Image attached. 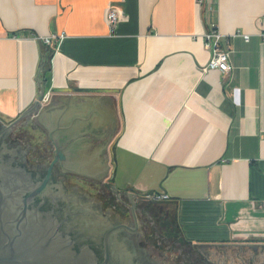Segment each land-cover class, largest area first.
I'll return each mask as SVG.
<instances>
[{
	"label": "crops",
	"instance_id": "obj_1",
	"mask_svg": "<svg viewBox=\"0 0 264 264\" xmlns=\"http://www.w3.org/2000/svg\"><path fill=\"white\" fill-rule=\"evenodd\" d=\"M212 25L224 77L202 72ZM37 78L44 93L100 91L51 92L19 123L32 143L63 144L68 193L146 205L187 253L165 251L170 264H264V0H0V123L32 108Z\"/></svg>",
	"mask_w": 264,
	"mask_h": 264
},
{
	"label": "water",
	"instance_id": "obj_2",
	"mask_svg": "<svg viewBox=\"0 0 264 264\" xmlns=\"http://www.w3.org/2000/svg\"><path fill=\"white\" fill-rule=\"evenodd\" d=\"M29 109L8 125L0 123V264H144L134 248L117 243L119 230L107 214L78 193H68L53 170L65 158L62 143L53 142L52 160L42 177L19 164V147H9L4 134L41 107L44 90ZM52 93L95 92L62 89ZM24 153L26 151L22 150ZM135 219V204L131 205Z\"/></svg>",
	"mask_w": 264,
	"mask_h": 264
},
{
	"label": "flooded vegetation",
	"instance_id": "obj_3",
	"mask_svg": "<svg viewBox=\"0 0 264 264\" xmlns=\"http://www.w3.org/2000/svg\"><path fill=\"white\" fill-rule=\"evenodd\" d=\"M21 125H17L11 132H7V134H4V142L9 147H19L20 148V154L17 157L16 161L25 166L28 170L34 173H38L40 177H42L45 173L46 167L49 163V161L52 160V152H53V146L50 144L48 146L41 147L40 145H37V152L35 156H37L40 160V162L32 163L29 159L30 155V148L29 147H22L21 142L18 139L13 138V136L16 135V133L19 132L21 129ZM20 128V129H19ZM2 125H0V132L2 130ZM30 142V141H29ZM25 150L26 153H24L22 150ZM49 159V160H47ZM53 177L56 180H62L63 182L65 179V173L64 171L60 170V168L55 167L53 170ZM107 191L109 193L110 201L112 200L111 204L106 203L99 199L101 194L103 192ZM95 195L90 194H84L86 196V199L91 202H93L99 211H101L104 214H107L109 218L113 221L115 225H125L128 230H119L118 234L116 235V241L117 243H125L128 247L134 248L138 254L139 258H135L136 261L139 260L140 262L144 264H170L169 256L167 253H164L160 248L156 247V245H153V231L152 227L153 225H149V222H143L141 221L139 217L138 207L137 204H135V219L132 217L131 213V205L132 203L124 206L122 204V201L124 200V197H120L118 194H113V192L108 187H95ZM97 194V195H96ZM99 194V195H98ZM122 200V201H121ZM144 201L148 203H153L149 201L146 196H144ZM142 214L145 218H148L149 220L152 219V212L148 207L145 205L142 208ZM147 234V237H146ZM172 264H176L173 263Z\"/></svg>",
	"mask_w": 264,
	"mask_h": 264
},
{
	"label": "built area",
	"instance_id": "obj_4",
	"mask_svg": "<svg viewBox=\"0 0 264 264\" xmlns=\"http://www.w3.org/2000/svg\"><path fill=\"white\" fill-rule=\"evenodd\" d=\"M200 3H201V0H197V4L199 5ZM107 21L111 29L116 27L117 16L113 11H110L108 13ZM55 38H56L55 36L53 37L49 36V37H46L40 40L41 41L40 43L43 45V47H49L51 45V42ZM60 38H63V37L60 36ZM221 38H223V36L219 33V31L214 25H212L211 29L203 35L204 48L210 53V58L207 62V65L203 67L202 69L203 73L215 70V71H218L222 77H224L231 72L232 66L229 60L230 53L227 50L221 49L220 44H219L221 41ZM243 39L245 41H248L249 37L243 36ZM50 93H51L50 91L44 93L42 97L41 105L48 102L50 98ZM32 153H34V150ZM146 198L151 202H163V201L168 200V196L165 194L147 195ZM263 209H264V203H263Z\"/></svg>",
	"mask_w": 264,
	"mask_h": 264
},
{
	"label": "rangeland",
	"instance_id": "obj_5",
	"mask_svg": "<svg viewBox=\"0 0 264 264\" xmlns=\"http://www.w3.org/2000/svg\"><path fill=\"white\" fill-rule=\"evenodd\" d=\"M20 129V128H19ZM25 133L22 131V129L19 130L18 133H16L15 136H13V138L18 139L21 144L22 147H30L31 148V152H30V161L32 163H37L40 162L41 159H39L37 156H35L36 154H38V152L35 150H37V145L35 143L29 142V139L26 135H24ZM34 150V153H32ZM36 153V154H35ZM49 160V159H47ZM50 162V161H49ZM94 190L91 191L90 195H95V188H93ZM97 195V194H96ZM99 195V194H98ZM109 193L107 191L104 190L103 194H101V196L99 197L100 200L111 204L112 200L110 201L109 198ZM141 213H139V217L140 219H142L141 221L145 222H149V225H153L151 226L152 231H153V242L156 245V247L160 248L163 252L167 251V250H172V252L177 256L180 257L181 259H185L187 260V253L185 251V249L180 248V246L177 243H173L172 241H169V239H165L164 236H162V230H161V220L159 218L158 215H156L155 213H152V219L149 220L148 218H145L144 215L142 214V210L139 211Z\"/></svg>",
	"mask_w": 264,
	"mask_h": 264
},
{
	"label": "trees",
	"instance_id": "obj_6",
	"mask_svg": "<svg viewBox=\"0 0 264 264\" xmlns=\"http://www.w3.org/2000/svg\"><path fill=\"white\" fill-rule=\"evenodd\" d=\"M40 46L43 48V45L40 43ZM41 55H42V62H41V66H40V76H41V78H42V83H45L46 82V76H47V58H48V56H47V53L45 52V54H44V50L42 51V53H41ZM146 237H147V234H146ZM153 243V245H154V242H152Z\"/></svg>",
	"mask_w": 264,
	"mask_h": 264
}]
</instances>
